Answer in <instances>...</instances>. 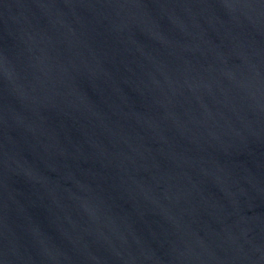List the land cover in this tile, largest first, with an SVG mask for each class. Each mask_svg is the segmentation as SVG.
I'll use <instances>...</instances> for the list:
<instances>
[{
	"label": "water",
	"instance_id": "95a60500",
	"mask_svg": "<svg viewBox=\"0 0 264 264\" xmlns=\"http://www.w3.org/2000/svg\"><path fill=\"white\" fill-rule=\"evenodd\" d=\"M0 264H264V0H0Z\"/></svg>",
	"mask_w": 264,
	"mask_h": 264
}]
</instances>
